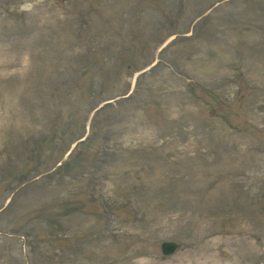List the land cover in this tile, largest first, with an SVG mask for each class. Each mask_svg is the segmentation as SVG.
Returning <instances> with one entry per match:
<instances>
[{"label": "rangeland", "instance_id": "1", "mask_svg": "<svg viewBox=\"0 0 264 264\" xmlns=\"http://www.w3.org/2000/svg\"><path fill=\"white\" fill-rule=\"evenodd\" d=\"M0 264H264V0H0Z\"/></svg>", "mask_w": 264, "mask_h": 264}, {"label": "water", "instance_id": "2", "mask_svg": "<svg viewBox=\"0 0 264 264\" xmlns=\"http://www.w3.org/2000/svg\"><path fill=\"white\" fill-rule=\"evenodd\" d=\"M178 248H179V243L174 240H165L160 245L161 253L164 256L173 255L177 251Z\"/></svg>", "mask_w": 264, "mask_h": 264}]
</instances>
